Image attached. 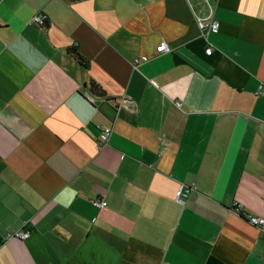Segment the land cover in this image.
I'll return each instance as SVG.
<instances>
[{
	"label": "crops",
	"instance_id": "obj_1",
	"mask_svg": "<svg viewBox=\"0 0 264 264\" xmlns=\"http://www.w3.org/2000/svg\"><path fill=\"white\" fill-rule=\"evenodd\" d=\"M261 84L264 0H0V264H264Z\"/></svg>",
	"mask_w": 264,
	"mask_h": 264
},
{
	"label": "built area",
	"instance_id": "obj_2",
	"mask_svg": "<svg viewBox=\"0 0 264 264\" xmlns=\"http://www.w3.org/2000/svg\"><path fill=\"white\" fill-rule=\"evenodd\" d=\"M46 20V17L43 14H37L32 18V21L37 24H42ZM196 23L197 26L202 33V35H206L207 33L213 32L216 33L219 31L220 23L216 19H211L207 17H196ZM169 50V47L165 42H161L158 46H156V51L157 52H167ZM205 54L209 55L211 54L212 48L207 47L205 50ZM145 58H134L132 61V68L136 69L138 63L141 61H144ZM151 83L155 86L156 82L154 80H151ZM264 85L261 84L259 86V89H263ZM175 105L181 109V111L186 112V108L182 106V103L180 100H175ZM112 128L111 126H102L100 128L98 138L95 142V148L99 150L101 147L105 146L108 144L110 135H111ZM195 187L194 185H184L180 184L177 191H176V200L180 203H184L185 198L187 197L188 193L193 190ZM91 203L96 206V207H105L107 206L106 200L101 201L99 198H94L91 200ZM235 210L237 212H241V209L236 206ZM247 221L252 224L253 226L257 227L260 231V234L264 236V218L256 215H246L245 216ZM29 232L23 230L22 228L16 229V230H9L7 237L8 238H15L19 240H24L28 237Z\"/></svg>",
	"mask_w": 264,
	"mask_h": 264
},
{
	"label": "trees",
	"instance_id": "obj_3",
	"mask_svg": "<svg viewBox=\"0 0 264 264\" xmlns=\"http://www.w3.org/2000/svg\"><path fill=\"white\" fill-rule=\"evenodd\" d=\"M46 23L45 21L40 24L41 26H44ZM68 53L72 56V58L83 67L86 66V60L82 57V55L79 53L76 46H72L68 49ZM88 86L90 88V91L97 96H104V91L102 88L94 81L90 80L88 82ZM236 207V206H235ZM235 209V208H234ZM239 214H242V212H239ZM243 215V214H242Z\"/></svg>",
	"mask_w": 264,
	"mask_h": 264
}]
</instances>
